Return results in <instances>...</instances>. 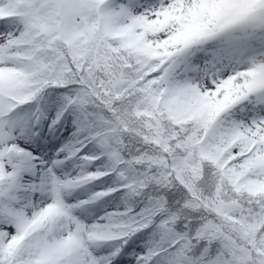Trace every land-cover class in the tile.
Returning <instances> with one entry per match:
<instances>
[{"label": "snow or ice", "instance_id": "1", "mask_svg": "<svg viewBox=\"0 0 264 264\" xmlns=\"http://www.w3.org/2000/svg\"><path fill=\"white\" fill-rule=\"evenodd\" d=\"M0 264H264V0H0Z\"/></svg>", "mask_w": 264, "mask_h": 264}]
</instances>
